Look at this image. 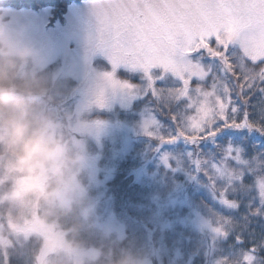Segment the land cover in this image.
I'll list each match as a JSON object with an SVG mask.
<instances>
[{
  "label": "snow or ice",
  "instance_id": "obj_1",
  "mask_svg": "<svg viewBox=\"0 0 264 264\" xmlns=\"http://www.w3.org/2000/svg\"><path fill=\"white\" fill-rule=\"evenodd\" d=\"M92 7L112 65L106 79L131 92L116 71L143 72L146 92L174 126L166 136L147 126L146 133L190 145L214 198L237 214L213 212V231L232 238L217 264H264V0H94Z\"/></svg>",
  "mask_w": 264,
  "mask_h": 264
},
{
  "label": "rangeland",
  "instance_id": "obj_2",
  "mask_svg": "<svg viewBox=\"0 0 264 264\" xmlns=\"http://www.w3.org/2000/svg\"><path fill=\"white\" fill-rule=\"evenodd\" d=\"M93 3L94 0L69 6L64 22H56L52 26L48 25L51 14L49 9L36 12L1 8L0 34L30 53L29 58L32 60L34 73L53 65L52 81L58 80L60 87L66 90V94H57L58 96L54 97L60 112L65 117L64 125L58 122L67 132L80 155V167L68 191L67 208L73 205L82 206L84 216L90 218L103 235L115 234L122 238L125 223L112 210L111 201L105 194L106 183L112 178L114 161L134 148L135 141L140 142L149 136L146 133V126L148 131L158 132V123L148 111H143L134 124L87 119L90 113L110 111L115 107L128 110L135 100L146 93L148 85V80L141 70L133 71L124 66L116 71L115 79L125 82L117 76L119 70L141 74L144 79L143 87L134 86L130 92L126 88L113 86L106 79L105 74L112 70V65L106 50L99 43ZM68 79L74 83L67 82V85H64V81ZM153 137L157 136L153 135ZM103 157L106 159L104 163ZM166 159L168 156H162L163 163H166ZM32 187L34 184L31 178L22 184V190ZM205 189H208L210 193V186ZM159 198V195H154L152 198V201L158 205L157 207L154 204L156 209L153 211V220L157 225L160 224L159 227L163 228L162 230L172 228L171 226L178 222L183 229L190 232H196L205 237L217 236L213 231L216 226L213 225L212 219L204 216L188 197H168L165 204H159L157 202ZM172 207H184L188 210V214L185 213L179 221H170L163 217V210L167 212ZM9 225L16 235L39 234L42 236L43 264H52L53 254L63 252L77 264H83L97 256L94 250L72 248L65 233L60 232L54 225L43 223L37 217L30 221H16ZM3 231L4 229L0 228V248L6 247L9 243L7 238L3 237ZM173 248L175 253L171 257L168 255V245L159 240L155 251L149 254L151 256L145 255L143 259L138 260L137 264H152L150 257H154L158 264H164V262L165 264H190V259H185L183 247L173 246ZM209 264H217V261L213 260Z\"/></svg>",
  "mask_w": 264,
  "mask_h": 264
},
{
  "label": "trees",
  "instance_id": "obj_3",
  "mask_svg": "<svg viewBox=\"0 0 264 264\" xmlns=\"http://www.w3.org/2000/svg\"><path fill=\"white\" fill-rule=\"evenodd\" d=\"M85 1L92 0H0V9H26L36 12L49 9L51 14L48 25L52 26L56 22H64L69 6ZM28 66L33 72L31 58H29ZM52 72L53 65H50L35 74L49 81L51 85L49 109L55 119L64 125L65 117L60 112L54 97L58 96L57 94H66V90L60 87L58 80L52 81ZM117 76L135 87L141 88L144 85L141 74L119 70ZM67 82L74 83L68 79L64 81V85H67ZM160 86H162L160 82H157V87ZM159 104L160 101L157 98L146 92L141 98L135 100L128 110L115 107L110 111L90 113L87 119L134 124L143 111H148L156 118L159 134L166 136L174 133V126L161 112ZM190 152L192 147L182 139L173 143H162L158 136H146V139L140 142L135 141L134 148L114 161L112 178L106 183L105 194L111 201L113 212L125 223L122 238L115 234L103 235L91 219L84 216L80 205L67 208L62 217L51 221L41 219L35 214L33 216L42 220L43 223L54 225L60 232L65 233L72 248L96 251V258L83 264H119L122 260L137 264L138 260L143 259L145 255L151 256L149 254L155 251L159 240L168 245V255L171 257L175 253L173 246H181L187 250L183 249L186 254L185 259H190V264H209L213 260L218 261L230 251L231 237L228 239L219 236L205 237L183 229L178 222H175L172 228L162 230L163 228L159 227L160 224L157 225L153 220V211L156 206L158 207L157 203L152 201L154 195H159L160 198L157 201L159 204H165L168 197H188L204 216L212 219L215 226L216 219L213 212L237 215L227 212L218 202V198H214L212 189L210 193L208 189H205L209 186L207 177L196 171L189 156ZM164 155L168 156L166 163L162 162ZM103 159L104 163L106 159L104 157ZM169 209L167 212L163 210V217L170 221H179L185 213L188 214V210L184 207ZM32 217L24 219L23 222L32 220L34 218ZM15 219L14 216L9 215L6 220H0V228L4 229L2 235L9 242L6 247L0 248V264H5L7 257L8 264H43L42 236L14 234L9 224L19 221ZM63 253L51 255L54 257L52 264H69V261L70 264H77L68 254ZM150 258L152 264H158L154 257Z\"/></svg>",
  "mask_w": 264,
  "mask_h": 264
},
{
  "label": "clouds",
  "instance_id": "obj_4",
  "mask_svg": "<svg viewBox=\"0 0 264 264\" xmlns=\"http://www.w3.org/2000/svg\"><path fill=\"white\" fill-rule=\"evenodd\" d=\"M29 57L0 34V220L62 217L80 167L78 151L49 109L51 85L30 70ZM29 178L34 187L22 190Z\"/></svg>",
  "mask_w": 264,
  "mask_h": 264
}]
</instances>
